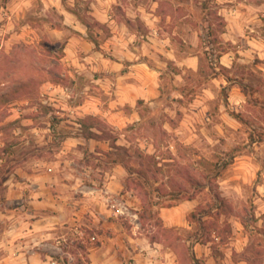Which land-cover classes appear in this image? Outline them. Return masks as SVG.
<instances>
[{
  "label": "crops",
  "instance_id": "obj_1",
  "mask_svg": "<svg viewBox=\"0 0 264 264\" xmlns=\"http://www.w3.org/2000/svg\"><path fill=\"white\" fill-rule=\"evenodd\" d=\"M87 1L0 0V49L9 58L22 43L60 48L49 57L55 72L45 73L54 79L42 82V103L11 104L9 120L21 118L28 131L20 137L21 160L11 166L13 152L2 153L10 161L0 210V264H187L173 244L145 231L143 207L126 186L134 173L118 154L130 153V144L115 131L147 124L149 109L160 110L163 130L179 134L187 148L197 138L205 141L199 149L205 159L221 141L230 142V167L218 170L229 167L231 176L219 174L216 183L236 193L247 184L259 226L264 0ZM203 61L210 75L198 85L190 76L199 74ZM173 102L182 112L176 121V112L165 115V103ZM218 198L225 203L223 195ZM197 204L190 197L159 208L161 228L190 229L187 218ZM243 229L233 222L231 233L238 237ZM220 247L222 260L192 264H237L231 256L241 253V243L233 239ZM193 251L197 259L208 256L207 245L195 243Z\"/></svg>",
  "mask_w": 264,
  "mask_h": 264
},
{
  "label": "rangeland",
  "instance_id": "obj_2",
  "mask_svg": "<svg viewBox=\"0 0 264 264\" xmlns=\"http://www.w3.org/2000/svg\"><path fill=\"white\" fill-rule=\"evenodd\" d=\"M80 1L83 5L88 3L87 0ZM11 50L14 52L13 58L5 54L4 46L0 49V165L3 163L0 167V210H3L5 206L3 179L7 177L10 161V159L5 161L2 153L7 152L8 149L13 152L11 166L12 162L21 160L25 150L24 141L20 140V137L28 131L21 118L9 120L14 113L12 111L14 107L11 104L42 103L40 86L42 82L54 79V75L45 73L47 70L55 72L54 63L49 58L50 54H53L52 51L60 54V48L49 42L40 43L39 47L24 43L17 44ZM38 52L42 55H38ZM201 69L197 76H190L198 85L210 75L206 69V62H202ZM166 78L163 81L164 84L169 82ZM165 105L167 106L166 117L173 116L176 112L174 118L176 121L179 116H182L177 102L165 103ZM23 110L18 111L21 114L20 117L25 115ZM146 115L147 124L128 128L126 131H115L116 134H123L130 144L128 148L130 153L126 156L120 150L118 153L119 156L125 157L130 174L134 173L127 179L129 188L144 207L146 212L142 211L143 214L151 213L153 217L143 221L145 231L161 236L165 243L173 244L172 250L187 264L210 258L222 260L223 252L220 246L231 244L233 239L238 240L243 247L241 253L231 256L233 262L245 264L243 260L248 259L247 264H264V222L259 223V226L255 225L256 220L253 219L255 206L248 198L251 193L250 187L245 184L241 191L236 193L231 187L221 188L216 183L219 174L231 176L232 171L228 165L232 157L230 142L221 141L220 145L217 144L214 150L212 149L211 155L205 159L199 154V149L204 147L205 141L197 138L194 142L196 145L187 148L182 139L178 140L179 134L176 137L175 134H167L163 130L162 122L165 119L161 116L160 110L149 109ZM172 126L178 125L174 122ZM194 126L197 129L200 125L194 124ZM204 126L209 128L214 125ZM15 133H19L20 136H15ZM148 148H154L155 152L143 154V151ZM200 165L205 170L201 171ZM227 165L229 167L220 173L218 169ZM220 195L224 196L225 203L218 204ZM190 197L198 201L195 211L192 212L195 217L187 218L190 229L179 232L161 228V223L157 220L159 208L174 206L179 201ZM233 216L238 220L234 221ZM233 222H238L245 227L240 230L242 234L239 233L238 237L231 233ZM195 243L207 245L208 256L195 258L193 251Z\"/></svg>",
  "mask_w": 264,
  "mask_h": 264
},
{
  "label": "trees",
  "instance_id": "obj_3",
  "mask_svg": "<svg viewBox=\"0 0 264 264\" xmlns=\"http://www.w3.org/2000/svg\"><path fill=\"white\" fill-rule=\"evenodd\" d=\"M231 115H232V116H235L236 118H239L238 115H234V113H231ZM240 120H241V119H240ZM5 180H6V177L3 179V182H4ZM126 186H127L128 189H130V188H129V184L127 183V181H126ZM142 211H145V210H144V207H143ZM145 212H146V211H145ZM146 216H147V217H146ZM139 217H140V220H141V222H142L143 225H144L143 221H144L145 219H147V218H148V219L153 218L152 215H151V213H149V214H145V215H144L143 212H141V213L139 214ZM191 217H195L194 213H191V214L188 216V218H191ZM157 220H158L159 223H161V221H160L158 218H157ZM197 221H199V220H197ZM160 227H161V224H160Z\"/></svg>",
  "mask_w": 264,
  "mask_h": 264
},
{
  "label": "built area",
  "instance_id": "obj_4",
  "mask_svg": "<svg viewBox=\"0 0 264 264\" xmlns=\"http://www.w3.org/2000/svg\"><path fill=\"white\" fill-rule=\"evenodd\" d=\"M51 264H56V263H54V262H51Z\"/></svg>",
  "mask_w": 264,
  "mask_h": 264
}]
</instances>
